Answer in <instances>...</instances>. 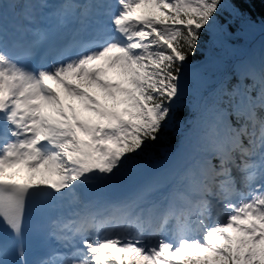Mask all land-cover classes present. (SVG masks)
Masks as SVG:
<instances>
[{"label": "snow or ice", "instance_id": "1", "mask_svg": "<svg viewBox=\"0 0 264 264\" xmlns=\"http://www.w3.org/2000/svg\"><path fill=\"white\" fill-rule=\"evenodd\" d=\"M255 2L0 0V264H264Z\"/></svg>", "mask_w": 264, "mask_h": 264}, {"label": "trees", "instance_id": "2", "mask_svg": "<svg viewBox=\"0 0 264 264\" xmlns=\"http://www.w3.org/2000/svg\"><path fill=\"white\" fill-rule=\"evenodd\" d=\"M252 9L255 13H259L264 10V3H261L260 0H256L255 4L252 5Z\"/></svg>", "mask_w": 264, "mask_h": 264}]
</instances>
